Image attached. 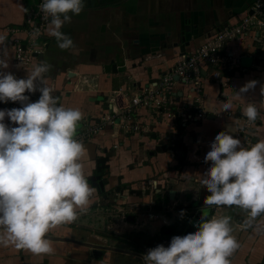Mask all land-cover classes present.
Instances as JSON below:
<instances>
[{"label":"crops","instance_id":"obj_1","mask_svg":"<svg viewBox=\"0 0 264 264\" xmlns=\"http://www.w3.org/2000/svg\"><path fill=\"white\" fill-rule=\"evenodd\" d=\"M255 1L84 0L82 12L70 14L71 22L61 29L73 40L74 47L60 49L56 38L49 35L48 26L38 42L42 52L23 67L15 62L12 43L17 37L26 39V35L13 36L9 30L24 26L38 0H0V34L7 36L9 60L8 69L0 71L21 79L41 63L50 65L44 75L53 95L64 107L77 108L84 114L76 138L87 149L83 163L92 188L100 177L96 174L98 164L107 166L104 177H100L106 183L105 192L94 188L87 212L48 234L53 254L37 256L0 246V264H145L143 256L150 249L168 247L173 237L198 230L206 210H210L209 219L231 217L232 234L240 243L230 258L231 264H264V216L251 227H244L248 216L244 210L205 205L211 193L202 185V179L211 162L200 163L217 133L228 132L236 138L237 123L249 102L256 103L260 111L253 142L264 140V66L253 67V56L244 52L247 43L240 42L233 48L241 57L240 67L248 71L240 68L225 74L227 87L220 82H204L206 119L192 124L182 120L156 123L150 109L140 108L135 122L148 126L149 132L138 134L104 120L112 107L121 104L115 91L121 89L131 98L171 71L182 53L184 33L190 41L185 52L190 53L216 31L249 15ZM118 57L124 61L126 71L106 73L105 66ZM245 62L249 66H244ZM253 80L258 82L256 87L237 96ZM37 84L38 89L44 86ZM177 88L185 91L181 85ZM41 95L37 90L29 102L38 101ZM229 100L232 108L225 112L223 105ZM0 110L10 108L0 101ZM4 122L13 127L7 116ZM171 134L185 150H158ZM241 144L244 146L243 141Z\"/></svg>","mask_w":264,"mask_h":264},{"label":"clouds","instance_id":"obj_2","mask_svg":"<svg viewBox=\"0 0 264 264\" xmlns=\"http://www.w3.org/2000/svg\"><path fill=\"white\" fill-rule=\"evenodd\" d=\"M84 6V0H43L40 5L45 19L51 17L48 33L56 38L60 49L74 47L73 40L61 29L71 22L70 14L79 15ZM34 35L38 36L39 31ZM6 41L7 36L0 34V70L9 67ZM50 67L41 63L21 79L0 71V101L23 104L22 108L0 110V246L37 256L54 253L48 234L86 213L95 193L83 163L87 149L76 138L84 114L77 108L64 107L53 95L44 75ZM37 82L44 86L38 89ZM257 83L247 82L237 96L254 89ZM37 90L42 93L39 100L29 102L25 93ZM231 108L230 100L224 103L225 112ZM242 115L256 122L260 116L257 104L249 102ZM6 116L17 126L6 124ZM204 160L211 162L202 179V185L211 193L205 205L244 210L248 213L244 227H251L264 216V140L245 147L228 132H219ZM230 222V216L209 219L203 213L198 230L173 237L168 247L150 249L143 261L231 264L230 258L240 243L232 234Z\"/></svg>","mask_w":264,"mask_h":264},{"label":"built area","instance_id":"obj_3","mask_svg":"<svg viewBox=\"0 0 264 264\" xmlns=\"http://www.w3.org/2000/svg\"><path fill=\"white\" fill-rule=\"evenodd\" d=\"M42 3L43 0H38L34 10L27 14L23 27L9 30L13 36L26 35V39L17 37L12 43L15 62L23 67L29 66L34 56L42 52L38 42L44 37L51 20V17L45 19L40 11ZM37 30L38 36L34 35ZM240 42L247 43L244 52L253 56L255 63L253 67L264 66V0H256L249 15L236 24L216 31L194 51L181 53L171 71L142 92L128 98L125 91L121 89L115 91L114 95L121 99V104L117 108L112 107L107 119L104 120L112 126L118 125L121 130L128 133L138 134L142 130L149 132L148 126H142L140 121L135 122V116L138 115L140 108L150 109L151 118L156 123L173 124L182 120L192 124L206 119L207 112L203 101L204 82L215 81L220 82L222 87L228 86L225 74L241 68L239 65L241 57L233 48ZM241 71L246 72L248 69L241 68ZM16 78L20 79L18 76ZM179 85L185 88L184 92L177 88ZM180 92L183 95L181 97L178 95ZM36 93L37 91L26 92L25 95L30 100ZM7 105L10 110L23 107L20 102L8 101ZM257 121L258 118L256 122H250L243 116L237 123L235 137L243 141L245 147L254 144L253 135ZM200 163L207 164L204 159Z\"/></svg>","mask_w":264,"mask_h":264},{"label":"water","instance_id":"obj_4","mask_svg":"<svg viewBox=\"0 0 264 264\" xmlns=\"http://www.w3.org/2000/svg\"><path fill=\"white\" fill-rule=\"evenodd\" d=\"M195 38H197V36H195L194 39ZM189 42L190 41L186 40L185 33H184L183 37H182V43L183 44H181V46H180V50L182 53L185 52V47L189 45ZM116 71H126L124 61L119 57L117 59H115V61H112L110 64L105 66V72L106 73H111V72L115 73ZM97 180L98 181L93 184V187L96 188L99 192H105V189H106L105 188V184H106L105 181H101L100 177H97ZM107 197L108 196L106 195L105 198L107 199ZM203 213H207L209 215L210 210H206Z\"/></svg>","mask_w":264,"mask_h":264},{"label":"trees","instance_id":"obj_5","mask_svg":"<svg viewBox=\"0 0 264 264\" xmlns=\"http://www.w3.org/2000/svg\"><path fill=\"white\" fill-rule=\"evenodd\" d=\"M185 149H186V147H184V145L180 144L177 141H174L172 134L171 135H168L167 143L162 144V145H160L158 147V150H160V151H169V150H172V151H175V152H179V151L185 150ZM106 169H107V166H105V164L99 163L98 164V167H97L96 174L98 176H100L101 178H103L104 177L103 172Z\"/></svg>","mask_w":264,"mask_h":264},{"label":"rangeland","instance_id":"obj_6","mask_svg":"<svg viewBox=\"0 0 264 264\" xmlns=\"http://www.w3.org/2000/svg\"><path fill=\"white\" fill-rule=\"evenodd\" d=\"M243 65H244V66H249V63H248V62H245ZM109 204H112V203H109ZM108 206H109V205H108ZM109 207H110V206H109ZM104 223H105L106 225H108L106 219L104 220ZM114 223H116L115 220H114ZM97 228H98V230L101 229L100 225H99V227H97Z\"/></svg>","mask_w":264,"mask_h":264},{"label":"flooded vegetation","instance_id":"obj_7","mask_svg":"<svg viewBox=\"0 0 264 264\" xmlns=\"http://www.w3.org/2000/svg\"><path fill=\"white\" fill-rule=\"evenodd\" d=\"M105 186H106V184H105Z\"/></svg>","mask_w":264,"mask_h":264}]
</instances>
